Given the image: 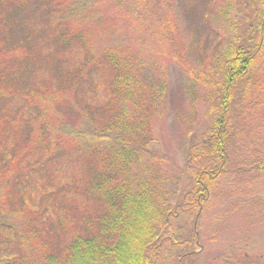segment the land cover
<instances>
[{"label": "trees", "instance_id": "trees-1", "mask_svg": "<svg viewBox=\"0 0 264 264\" xmlns=\"http://www.w3.org/2000/svg\"><path fill=\"white\" fill-rule=\"evenodd\" d=\"M153 6L0 0V264H197L222 179L240 193L237 179L264 173L247 137L264 107V0H242L237 22L233 0H202L198 49ZM122 23L145 30L158 64L117 41ZM168 63L207 91L211 115L180 190L154 143ZM247 255L237 264H264Z\"/></svg>", "mask_w": 264, "mask_h": 264}, {"label": "rangeland", "instance_id": "rangeland-1", "mask_svg": "<svg viewBox=\"0 0 264 264\" xmlns=\"http://www.w3.org/2000/svg\"><path fill=\"white\" fill-rule=\"evenodd\" d=\"M241 1L233 0V19L236 22L241 18ZM148 3L150 6L154 3L153 10L149 12L154 16L153 20L174 11L172 14L181 34V43L191 39L198 47V40L204 34L202 23L206 11L201 6L202 0H148ZM160 25L157 23V26ZM119 36V43L139 49L145 57L150 55L153 62L158 64L160 51L154 47L144 29L137 30L122 23ZM192 62L196 66H203L200 59L192 58ZM167 73L169 92L163 110L153 122L154 143L159 151L167 154L169 171L177 181L175 186H171L180 190L186 182L183 173L185 149L202 137L211 122V115L204 88L175 63L167 64ZM250 131L247 137L256 139L259 148L264 150V107L256 114ZM252 175L254 177H249L247 182L237 179L243 187L240 193L234 190L236 187L232 188L233 191L228 189L229 178L226 177L213 192L200 220L201 247L197 264H237L244 250L247 251L248 260L264 262V173L258 174L253 170ZM212 231H215V238Z\"/></svg>", "mask_w": 264, "mask_h": 264}]
</instances>
